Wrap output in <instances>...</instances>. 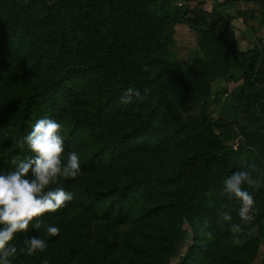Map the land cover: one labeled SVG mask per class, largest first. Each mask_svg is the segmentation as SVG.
<instances>
[{
	"label": "trees",
	"instance_id": "obj_1",
	"mask_svg": "<svg viewBox=\"0 0 264 264\" xmlns=\"http://www.w3.org/2000/svg\"><path fill=\"white\" fill-rule=\"evenodd\" d=\"M153 1L0 0V171L12 169L13 160L33 155L16 141L47 112L61 124L65 149L75 150L81 165L74 179L61 178L56 186L72 192V181L85 179L97 167L104 175L109 170L118 174V162L124 172L121 180L111 175L108 182L93 183L90 178L81 194L73 193L72 200L58 211L36 217L51 223L70 218L76 224L71 246L66 244L50 255H45L46 249L32 255L17 251L9 258L11 264H79L82 249L76 242L92 237L93 223L99 221L107 228L101 236L104 260L123 243L124 248L129 247L123 264H169L168 256L179 240L183 221L189 224L192 240L176 264H211L219 240L239 237L218 220L217 210L225 209L227 200L211 196L215 189L223 191L219 176L250 170L249 165L263 167L264 152L246 145L235 151L225 146L223 139L242 135L247 144L264 136V126L251 124V131L237 132L238 121L211 124L208 107H201L197 115L190 114L187 82L193 76L207 84L223 79L238 85L233 101L243 114L251 104L263 111L264 46L259 43L239 52L226 18L202 10L200 0H186L179 10L173 8L174 20L197 32L199 56L186 70H174L168 58V21L151 10ZM161 1L170 6V0ZM232 70L240 74L236 76ZM20 80L23 83L13 104L17 112L6 120L5 97ZM257 84L263 89L253 92ZM129 87L138 89L140 96L122 103L120 97ZM63 88L66 95L60 99L58 92ZM202 98L204 103L208 94ZM254 118L260 121L262 117ZM105 122L107 129L95 132V125ZM90 133L89 139L85 138ZM182 174L204 178H197L190 191L181 193ZM150 181L156 185L151 194L164 188V194L175 200L152 208L138 205L145 199L141 196L137 201L135 194L141 187L147 190ZM172 184L176 189L170 188ZM242 187L253 188L254 198L264 195V183ZM206 190L210 193L204 195ZM157 214H161L157 222L149 219ZM250 214L248 223L237 222L242 232L262 227L259 215ZM39 230L30 225L27 233L17 234L10 243L19 248L25 235ZM203 231L208 236L204 242ZM251 243L248 250L234 247V259L228 258L226 250L221 258L226 264H252L256 239Z\"/></svg>",
	"mask_w": 264,
	"mask_h": 264
},
{
	"label": "rangeland",
	"instance_id": "obj_2",
	"mask_svg": "<svg viewBox=\"0 0 264 264\" xmlns=\"http://www.w3.org/2000/svg\"><path fill=\"white\" fill-rule=\"evenodd\" d=\"M184 6V5H182ZM150 8L153 12L157 13L158 15H160L161 17L167 19L168 21V26L170 28V44H169V61L172 64V67L174 68V70H178V71H183L186 70L190 65L191 62L194 58L197 57V52L194 54V45H195V38L197 39L198 35L197 32L191 28H189V26H187L186 24H180L183 25V27L185 29H182V27H177V25L179 23L175 22V18H174V12H173V7L171 6H167L166 4H164V2H162L161 0H154L151 5ZM176 8V7H175ZM179 8H182L181 6H178L177 9L179 10ZM191 34V35H189ZM262 46H264V44H262ZM204 81L201 80L200 78H198L197 76H193V78L191 79V81L187 82V86H188V90L190 92V97H191V102L192 104L189 107V112L192 115H197L200 113L201 107H208L209 111H210V120H211V124H220V120H225L223 118L220 117V112L219 110L221 109V102L222 100L225 99H229L231 98V100L233 101V93L229 96H226L229 92L228 89L230 86H228L227 84L224 83H219L217 84L216 80L207 84V83H203ZM22 81H18L16 86L12 88V90L10 91V94H7V96L5 97L4 103L7 105V116H5L6 120H8V118H10L9 116H13L16 112L17 109L14 108L13 104L15 101L14 98V94L16 92V90H18L19 87L22 86ZM4 82H3V86H4ZM5 88V87H4ZM263 89V85L262 84H257L253 86V92L255 91H260ZM226 90L225 94H223V96L219 95L220 92ZM242 90V88H241ZM240 90V92H241ZM205 94H208V98H206V101L203 103V96ZM65 88L61 89L58 92V96L60 97V99H62L65 96ZM208 100V102H207ZM234 102V101H233ZM258 102V101H257ZM235 103V102H234ZM259 103V102H258ZM236 105V104H235ZM237 107V111H232L231 113L235 112L238 113L239 115V120H238V125L236 127V131L237 132H249L251 131V129H253V127L251 126V124H260L261 126H264V110L261 111L259 108H257V106L251 104L250 106H248L246 111V114L242 113V109L239 110L238 106ZM229 110H227L228 112ZM226 113V112H225ZM242 113V114H241ZM249 113V115H248ZM261 114L263 116H261ZM44 115H48V113H44ZM43 115V116H44ZM243 116L245 117L244 119H242V121H240V117ZM262 117L260 118V121L256 120L254 117ZM240 121V122H239ZM217 122V123H216ZM237 122V121H236ZM108 122H105L104 124H96V128H95V132L101 131V130H105L107 129L106 124ZM94 126V127H95ZM216 133L219 132V130H215ZM90 134H85V138L90 137ZM78 138V137H76ZM75 140V138H74ZM255 141V142H253ZM263 141V142H262ZM262 142V143H261ZM223 144L233 150H238L239 146H247L249 148L252 149V146H255V148H261L264 152V136L260 137V138H253L250 139L249 142L247 144H244V138L243 136H235V137H231L228 139H223ZM253 153H256V150H254ZM139 158H137L138 160ZM254 158H251V161H253ZM119 163V166H116V170L118 172L115 173L112 170H109V172L107 174H103L102 172H100L99 168L101 167H97V171L91 172L85 179L80 180L79 178H76L74 181H72V193H76V194H81V190L84 188V186L86 185L87 181H90V178L93 179V183L96 182V180H99V182H108V180H110L111 175L116 176L117 178H119V180H121L122 177H124V172L121 168V163ZM173 168V167H168ZM194 170V169H191ZM249 170V169H248ZM146 171H149V168L146 169ZM249 171H253V175H260L263 174L264 171V166L263 167H258V168H252ZM213 171L211 172H207L206 175V180H210V174H212ZM122 174V175H121ZM227 177V175H221L217 178L218 182L223 185V181L224 179ZM197 178H201L203 179L204 177L201 176V174H199V176ZM197 178H194V176L192 174L190 175H185L182 174L181 178H180V185L179 188L181 187V190L183 193L185 190L186 191H190L191 188L194 186L193 182L197 183ZM201 182V181H200ZM150 184L148 185L147 190H145L144 187H141V190L138 191L135 194V199H140L141 196H144V201L140 202V204L138 205H148L151 208L156 206L158 203L160 202H164V201H171L173 202L175 200V198L171 197L170 195L164 194L165 189L164 188H159L156 190V192L154 193H150L151 191V187L152 186H156L154 182H149ZM198 185H200L198 183ZM172 187V188H171ZM171 189H176V185L173 186V184L170 186ZM246 191H248L252 196H253V192L254 189L253 188H249V187H243ZM170 189V190H171ZM210 191L204 192L205 194H209ZM198 194V192L196 193ZM148 195H150L149 197H147ZM204 195H202V193L200 192V197L202 198ZM217 195V198H215L217 201H219V198H222L223 200H227L226 206H225V210H228L231 212L232 216H233V220L230 223H224V226L226 228L230 229V225L231 223H237L238 221H240V218L238 216V208L237 207V202H239V200L233 196H230L229 194L225 193L224 191H219L215 189V192L212 194L211 197ZM220 196V197H219ZM113 198H116L115 196H113ZM254 204H253V212H256L257 215H259L260 217V221L262 224V227H253L249 232H242L241 230L239 232H237L238 236L237 238L234 239H229L230 236L226 237L223 240H219L218 241V247H217V251L215 253V255L213 254V256H211V260L209 261L211 264H226V260L221 258V252L223 251V255L225 250L227 251L228 254V258L234 259V256L232 254H236L237 250L234 249V247H238L242 250H248V248L251 246V242L254 243V240L256 239V243L257 246L254 250V257L251 258L252 260V264H264V232L263 229L264 228V195L261 194L260 198H254ZM60 209V208H59ZM59 209H57L56 211H58ZM142 210V209H141ZM134 214V213H133ZM132 214V215H133ZM250 217L251 214L249 213ZM161 214H157V215H151L149 216V219H151V221H155L157 222V220L160 218ZM252 219V217H251ZM37 221H40L41 223V227L40 230L37 231L35 234L39 235L40 238L45 239L47 241V247L45 248V255H50L52 252L54 251H58L59 249H61L63 246L70 245L75 242V238L73 237V235L76 233V224H74L73 222L70 221V218H66L65 222H53L51 223L49 220H39L36 217L33 218V220L30 222V225L32 226L33 224H35ZM45 224H54L57 225L60 228V233L57 236H49L45 231H44V225ZM126 225H123V227H125ZM93 228H95L92 237H90L87 241L83 238H81L78 242L77 245L82 249L80 250L81 254L78 257L79 260V264H123L125 261V255L126 253L129 251V247L124 248L123 243H120L118 245V247L116 248L115 251H113V253L109 256H107V259L104 260V257L102 256L101 252L103 250V243L101 241L103 234H105V232H107V228L103 225V223L101 221L99 222H94L93 223ZM126 231V229H123L122 235H120V241L123 242V235L124 232ZM111 236V234H108L107 237L109 238ZM51 237H55L57 238L55 241H53L54 239H52ZM208 236L206 235V233L203 231L202 232V241L204 242V238H207ZM49 238H51V240H49ZM79 239V238H78ZM77 240V239H76ZM191 240H192V232L191 229L189 227V224L186 221H183L181 224V231H180V236H179V240L177 241L176 246L172 247V251L169 253L168 256V262L169 264H176L177 262L180 261L181 257L185 254L187 248L190 246L191 244ZM53 241V242H52ZM19 264H24V263H19Z\"/></svg>",
	"mask_w": 264,
	"mask_h": 264
},
{
	"label": "clouds",
	"instance_id": "obj_3",
	"mask_svg": "<svg viewBox=\"0 0 264 264\" xmlns=\"http://www.w3.org/2000/svg\"><path fill=\"white\" fill-rule=\"evenodd\" d=\"M143 68L148 71L149 65L145 64ZM134 96H140L139 90L129 87L120 99L122 103H130ZM60 129L61 124L48 115L36 119L30 130L16 141L20 147L26 146L33 155L13 160L12 169L0 171V264H11L9 258L17 251L27 255L43 251L47 241L37 234L25 235L19 248L10 242L16 239L17 234L29 231L34 217L55 212L73 198L71 191L56 186L61 178L74 179L81 170L78 153L75 150L66 151ZM248 167L255 168V165ZM262 183L264 176H254L246 169L233 171L224 179L223 191L239 200L238 216L242 223L251 220L249 213L254 204L253 196L242 185L260 187ZM217 216L222 224L233 220L231 212L225 209H218ZM40 227V221L32 225L33 230ZM240 227V224L231 223L230 230L237 233ZM44 231L49 236H57L60 228L45 224Z\"/></svg>",
	"mask_w": 264,
	"mask_h": 264
},
{
	"label": "crops",
	"instance_id": "obj_4",
	"mask_svg": "<svg viewBox=\"0 0 264 264\" xmlns=\"http://www.w3.org/2000/svg\"><path fill=\"white\" fill-rule=\"evenodd\" d=\"M202 3L200 8L210 14L219 15L226 18L229 22V28L233 32L236 39V49L239 52H246L259 46V43L264 44V0H200ZM195 3V2H193ZM192 3V4H193ZM181 4V5H179ZM186 4V0H170V6L177 8ZM177 27L183 25L178 24ZM191 35V34H189ZM194 45V54L199 51L197 47V39ZM233 74L238 76L240 71L232 70ZM217 84L224 83L229 87V96L233 93L239 92L238 85L231 84L230 82L223 81V79L216 80ZM227 110H229L227 112ZM237 111L235 103L229 99H223L221 102L220 117L228 122H236L239 120L238 113H231ZM226 112V113H225Z\"/></svg>",
	"mask_w": 264,
	"mask_h": 264
},
{
	"label": "built area",
	"instance_id": "obj_5",
	"mask_svg": "<svg viewBox=\"0 0 264 264\" xmlns=\"http://www.w3.org/2000/svg\"><path fill=\"white\" fill-rule=\"evenodd\" d=\"M179 5H181V4H179Z\"/></svg>",
	"mask_w": 264,
	"mask_h": 264
}]
</instances>
